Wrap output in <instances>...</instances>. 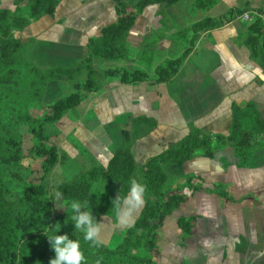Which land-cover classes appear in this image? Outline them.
I'll return each instance as SVG.
<instances>
[{
	"label": "trees",
	"instance_id": "trees-1",
	"mask_svg": "<svg viewBox=\"0 0 264 264\" xmlns=\"http://www.w3.org/2000/svg\"><path fill=\"white\" fill-rule=\"evenodd\" d=\"M1 1L0 82H13L18 85L20 80L17 77L21 74L18 62L21 57L30 65V70L39 74L43 85V93L38 97L34 96L35 101L32 95L27 96L26 109H23L25 122L29 124L34 137L29 145L30 151L34 150L43 157V173L39 182L29 181L14 195L12 188L4 183L1 168L7 162H15L21 158L24 140L22 135L14 132L0 134V264H49L55 253L43 229H52L57 222L62 225L59 234L67 233L71 238L79 239L87 264H96L98 259L100 264H158L159 228L188 198V194L181 192V187L166 188L168 174L165 165L184 166L196 157L213 159L218 152L231 148L237 167H247L254 154L264 148V117L257 104L254 101L233 100L231 123L227 133L206 131L191 125L182 137L168 141L160 152L148 156L142 163L135 156L134 143L155 132L159 122L151 116H136L121 129L122 140L111 149L112 155L107 163L93 160L89 169L81 171L71 180L57 184L54 189L48 184L47 177L55 166L66 163L69 154L53 140L62 133L58 126L59 121L77 109L88 94L101 89L104 80L100 78H119L128 84L146 81L173 83L200 34L223 25L226 16L205 17L175 32V39L187 43L184 52L179 57L164 59L156 66L153 74L139 68H104V61L121 60L129 56V32L147 6L160 4L165 11L181 1L139 0L136 4L129 5L125 0H113L118 18L103 26L99 35L87 40L85 56L71 65L56 64L41 68L22 51L24 43L15 32L23 31L33 21L45 15L54 16L62 0H29L28 14L21 12L22 5L27 0H14V9L2 7ZM217 3L218 0H194L192 8L208 10ZM242 10L244 8H234L229 13H240ZM256 11L259 13H252L251 21L240 36V41L249 47L251 59L258 62L264 70V20L262 10ZM156 42L157 39L152 34L145 36L140 53L143 62H152ZM258 81L264 82L262 79ZM59 82L69 87L67 93L55 98L51 104L48 103V110L41 117H35L31 109L37 103L43 104L46 96L51 94L53 85ZM50 125L56 126V129ZM221 162L224 167L229 165L226 156L221 157ZM132 177L145 187V202L138 217L125 229L124 237L118 245L111 247L104 243L102 247L94 248L83 239L82 233L74 235L75 225L71 229L66 227L67 223H73H65L68 217L66 206L73 199H90L93 215L100 222L102 217L112 213L110 208L113 200L106 191L96 188L95 185L119 183V192L124 196L129 192ZM197 178L199 176L195 174H188L186 177L184 187L190 193L205 190L226 202L237 201L230 194L227 184L220 182L203 187L201 183L194 182ZM93 190L95 193L91 194ZM57 191L65 201L63 210L58 209L55 199L50 198ZM199 217V214L180 215L177 219L178 228L186 235H193ZM242 238L244 237L241 236L239 240ZM260 241L264 243V239ZM241 243L239 241L238 244ZM257 247L258 244L246 252L252 255Z\"/></svg>",
	"mask_w": 264,
	"mask_h": 264
},
{
	"label": "crops",
	"instance_id": "crops-1",
	"mask_svg": "<svg viewBox=\"0 0 264 264\" xmlns=\"http://www.w3.org/2000/svg\"><path fill=\"white\" fill-rule=\"evenodd\" d=\"M138 1L125 0L129 5ZM189 2L181 0L165 11L160 4L147 6L129 32V56L107 60L106 66L148 71L140 53L144 38L150 33L157 39L153 60L149 64L152 70L148 71L153 74L164 59L179 57L184 52L187 43L175 39V32L205 17L225 15L226 21L220 27L200 34L171 84L154 81L128 84L119 78L104 80L100 90L88 94L77 109L69 112L74 114L68 113L59 121L62 133L55 139L63 138L69 147L63 145L61 148L70 154L75 150L74 155L81 153L79 148H85L105 164L112 155L113 146L122 140L121 129L134 117L146 115L156 118L159 126L155 132L134 143L136 158L143 154L139 160L142 163L148 156L160 152L168 141L182 137L191 125L206 131L227 133L233 100L254 101L264 117V82L258 81H264V70L251 59L249 47L240 41L251 21L243 19V13L249 12L252 16L261 9L264 20V0H218L208 10H194ZM234 8L244 10L230 14L229 10ZM117 18L113 0H62L54 16L45 15L15 34L24 43L25 55L39 67L71 65L86 55L87 40L99 35L103 26ZM63 86L64 83L59 82L52 88ZM50 98L47 100L49 104L57 97L51 101ZM35 110H31L32 113ZM39 110L44 114V108ZM90 114L96 117H91L88 124L81 120ZM222 156H226L229 162L227 167L221 162ZM181 167L184 170L166 164L168 177L181 172L195 174L199 178L194 182L203 187L222 182L227 184L235 198L247 188L245 198L253 195V199L258 198L264 203V148L254 154L245 168L237 167L231 148L218 152L213 159L196 157ZM185 194H188L187 200L195 203V210L191 209L190 215H200L191 239L186 242V246L192 244L201 250L199 261L194 264H239L232 243L246 235L243 232L245 227L241 229L238 219L227 209L240 202L228 203L205 190L194 194L188 190ZM229 240L231 244L226 245ZM181 242L178 238L173 245L179 248ZM170 257L175 258L172 261L175 264L177 252H172Z\"/></svg>",
	"mask_w": 264,
	"mask_h": 264
},
{
	"label": "rangeland",
	"instance_id": "rangeland-1",
	"mask_svg": "<svg viewBox=\"0 0 264 264\" xmlns=\"http://www.w3.org/2000/svg\"><path fill=\"white\" fill-rule=\"evenodd\" d=\"M193 1L194 0H190L189 4L191 5ZM29 4V0L23 3L21 9V12L23 14L29 13ZM1 6L9 9H14V0H2ZM22 51H25V49L23 48ZM111 60L113 61L115 59ZM105 62L106 61H104L102 64V67L104 68L107 67ZM18 65L21 68V74L19 77H17L20 80L18 85H15L13 82H0V134H9L10 132H14L18 135H22L24 140L21 158L15 162H7V164H5V167L3 166L1 168L4 183L12 188L14 195L16 194V192L20 191L22 187L29 181L39 182L40 176L43 173V157L36 153L34 150L30 151L29 145L33 141L34 137L29 129V124L25 122L26 117L23 116V109H26L27 96H40L43 93V85L40 82V78L38 77L39 74L36 73V71L30 70V65L27 64L23 58L20 57ZM144 65L145 69H147L148 71L152 70L151 66L148 63L144 62ZM8 75L9 74H7V76ZM100 79L106 81L109 78ZM32 80H35V82H31ZM63 93H67V86L59 87L56 89L51 88V94L49 93V95L52 97L50 98V96H46L47 99L43 101V104L37 103L33 108L36 109L33 114L35 116L41 117L43 115V110H37L44 108V110L47 111V105L49 103L47 100H49L50 98L51 101L54 97H59ZM54 94L55 96H53ZM35 97L32 98L33 101L36 100ZM71 114L74 113H69V115ZM91 117L95 118L96 116L94 114H90L84 116L83 118H81V120L85 121L88 124L90 122L88 120L91 119ZM50 127L56 129V126L53 127V125H50ZM53 141L55 143H58L59 147L64 145V147L69 148L68 144H66L67 141H64L63 138H57ZM79 150L81 151V153L76 155H74L75 150H71V154L68 153L69 158L66 163L55 166L51 174L47 177L48 184L50 186H53L52 189H54L55 186H57V184L61 182L73 179L81 171L89 169L93 165V160L100 161L87 149L79 148ZM141 155L143 154H138V161L141 159ZM100 163L102 162L100 161ZM177 168L183 169L184 167L177 166ZM186 177L187 175H185V173L183 172L174 176L173 174L171 176L169 175L166 188L175 189L178 186L181 187V192L186 193L188 191L187 188L184 187V185L186 184ZM119 185V183H114L112 185L97 183L95 187L106 191L113 200L119 193ZM260 186H262V184ZM248 191L249 190L247 188H243L242 191H240L241 193H238L236 195L237 202L240 203L234 204L232 207H228L227 209L228 212L233 217L237 218L240 222L238 226L240 228L243 226L245 227L243 228V232L246 234L245 236L242 235L245 239L242 238L241 240H239L242 241L241 244H238L239 241H236L232 243V247H235V253L238 256L239 264H264V243L260 241V239H264V203L258 198L253 199V195L249 199L245 198L247 197L245 196V194ZM241 197L244 199L242 200ZM64 202V199L62 198V196H60L57 200H55V205L58 209L63 210L65 209ZM223 208L226 209L225 206ZM191 209L195 210V203L194 201L188 199L187 202H185L178 211L167 217L164 220L162 226L159 228L157 241L161 254L157 258L158 264H172V261L175 259H172L170 257V254H172V252H177L175 264L198 263V256L201 250L195 248L192 244L186 246V242L191 239L192 235H186L185 232L179 229L177 225V219L179 215H190L192 213L190 211ZM139 213L140 210L136 213L134 220L136 219V217H138ZM100 222L102 223V237L105 243L111 247H115L116 245H118L123 239L124 231L128 226L119 224L118 221L114 219L113 213L102 217ZM66 227H68L69 229L74 228V224L67 223ZM229 236H231V234H229ZM183 237H185L186 239ZM178 238L182 241L180 243L181 246H186L185 248H182L181 246H179L178 248L173 245V242L177 241ZM229 244H231L230 240L227 241L226 245ZM257 244L258 247L254 249V253L252 255H248V253L246 252L247 249L252 248ZM246 245L250 247H247ZM260 254H262L263 256H259Z\"/></svg>",
	"mask_w": 264,
	"mask_h": 264
},
{
	"label": "clouds",
	"instance_id": "clouds-1",
	"mask_svg": "<svg viewBox=\"0 0 264 264\" xmlns=\"http://www.w3.org/2000/svg\"><path fill=\"white\" fill-rule=\"evenodd\" d=\"M144 192L145 187L135 177H132L130 178L129 192L121 196L120 191L113 199L110 211L119 224L130 226L134 222L136 213L144 205ZM92 193H95V191L93 190ZM60 196L61 193L57 191L50 198L57 200ZM90 205V199L84 201L73 199L66 206L68 217L65 223L68 221L73 222L75 225L74 235L82 233L83 239L89 242L90 246L99 248L105 243L102 237V223L93 215L92 206ZM61 227L62 225L57 222L52 229H43L55 253L49 264H87L79 239H73L67 233L59 234ZM96 264H100L99 259Z\"/></svg>",
	"mask_w": 264,
	"mask_h": 264
},
{
	"label": "built area",
	"instance_id": "built-area-1",
	"mask_svg": "<svg viewBox=\"0 0 264 264\" xmlns=\"http://www.w3.org/2000/svg\"><path fill=\"white\" fill-rule=\"evenodd\" d=\"M242 18L245 19V20H251L252 16L249 12H244L243 15H242Z\"/></svg>",
	"mask_w": 264,
	"mask_h": 264
}]
</instances>
